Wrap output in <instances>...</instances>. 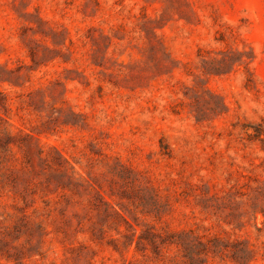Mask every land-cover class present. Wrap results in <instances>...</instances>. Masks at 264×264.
<instances>
[{"label":"rangeland","instance_id":"374dc122","mask_svg":"<svg viewBox=\"0 0 264 264\" xmlns=\"http://www.w3.org/2000/svg\"><path fill=\"white\" fill-rule=\"evenodd\" d=\"M0 264H264V0H0Z\"/></svg>","mask_w":264,"mask_h":264}]
</instances>
